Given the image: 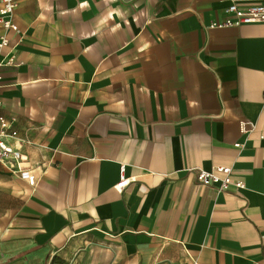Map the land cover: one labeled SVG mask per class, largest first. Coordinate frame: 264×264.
Returning <instances> with one entry per match:
<instances>
[{"label": "crops", "instance_id": "1", "mask_svg": "<svg viewBox=\"0 0 264 264\" xmlns=\"http://www.w3.org/2000/svg\"><path fill=\"white\" fill-rule=\"evenodd\" d=\"M234 1L264 4L18 0L0 117L38 183L0 164V264H264V25L210 28Z\"/></svg>", "mask_w": 264, "mask_h": 264}, {"label": "built area", "instance_id": "2", "mask_svg": "<svg viewBox=\"0 0 264 264\" xmlns=\"http://www.w3.org/2000/svg\"><path fill=\"white\" fill-rule=\"evenodd\" d=\"M18 8V0H1L0 7V27L5 31L18 32V26L14 21V15ZM228 18L223 23H213L212 29H226L240 27L243 25H264V4L241 5L232 2L226 9ZM10 40L7 36L0 38V49L9 48ZM16 66L14 47L10 49L8 55L0 59V85L3 82L2 71L6 67ZM1 106V103H0ZM262 112H264V94L262 99ZM242 132L245 133V123L241 125ZM18 134L12 128V123L4 117H0V164L14 176L25 180L28 185L35 188L37 178L34 168L28 159L23 155L20 143L17 142ZM12 140V141H11ZM243 144H236V148H243ZM125 167H122L121 181L116 186L117 190L128 187L132 179L124 176ZM197 182L205 187L222 193L232 189L240 191L246 190V185L242 181L233 178V168L230 166H216L210 170L195 169Z\"/></svg>", "mask_w": 264, "mask_h": 264}, {"label": "rangeland", "instance_id": "3", "mask_svg": "<svg viewBox=\"0 0 264 264\" xmlns=\"http://www.w3.org/2000/svg\"><path fill=\"white\" fill-rule=\"evenodd\" d=\"M109 257L104 248H96L87 250L72 264H106Z\"/></svg>", "mask_w": 264, "mask_h": 264}, {"label": "trees", "instance_id": "4", "mask_svg": "<svg viewBox=\"0 0 264 264\" xmlns=\"http://www.w3.org/2000/svg\"><path fill=\"white\" fill-rule=\"evenodd\" d=\"M51 264H68V263L59 257H54L53 260L51 261Z\"/></svg>", "mask_w": 264, "mask_h": 264}]
</instances>
